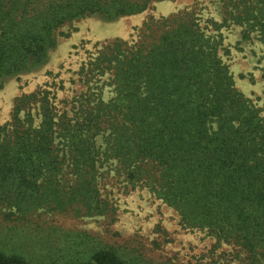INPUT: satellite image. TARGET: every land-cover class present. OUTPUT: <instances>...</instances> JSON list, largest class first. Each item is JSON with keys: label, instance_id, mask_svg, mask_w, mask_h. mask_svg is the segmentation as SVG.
<instances>
[{"label": "trees", "instance_id": "obj_1", "mask_svg": "<svg viewBox=\"0 0 264 264\" xmlns=\"http://www.w3.org/2000/svg\"><path fill=\"white\" fill-rule=\"evenodd\" d=\"M150 1L0 0V88L3 79L46 65L63 24L87 13L116 20L142 12ZM230 5L225 21L243 28L244 41L264 44V0ZM220 51L216 36L192 15L179 14L150 24L131 45L102 46L81 67L86 84L109 76V100L87 92L59 113L47 89L16 99L11 121L0 126V208L16 221L42 209L113 215L98 179L113 161L131 190L147 189L184 227L258 253L264 247V119L236 89ZM87 242L70 253L61 242H45L42 259L0 245V264H132L110 246L84 251ZM60 251L71 259L43 260Z\"/></svg>", "mask_w": 264, "mask_h": 264}, {"label": "rangeland", "instance_id": "obj_2", "mask_svg": "<svg viewBox=\"0 0 264 264\" xmlns=\"http://www.w3.org/2000/svg\"><path fill=\"white\" fill-rule=\"evenodd\" d=\"M230 3L231 0H152L142 12L116 20L87 13L63 24L57 29L56 48L50 52L46 65L3 79L0 126L11 121L16 99L37 90L52 92L59 113L70 111L72 102L87 92L100 93L103 101L109 100L114 95L108 86L109 76L86 84L81 67L93 60L102 46L114 40L131 45L150 24L184 13L192 15L207 35L217 37L220 56L236 89L260 110L264 119V44L256 38L244 41L243 28L225 21L231 11ZM30 112L37 125L40 119L36 108L32 106ZM99 174L101 197L114 208L113 215L76 216L70 211L42 209L27 221H16L0 208V245L31 259L45 256V242H61L60 249L70 253L69 249H82L76 246L80 240H88L84 251L101 244L110 246L132 264H264V247L256 254H248L232 244H216L206 230L184 227L178 213L147 189L131 190L123 176L118 175L113 161L104 164ZM61 252L43 260L50 262L47 259L59 256L63 261L71 259Z\"/></svg>", "mask_w": 264, "mask_h": 264}]
</instances>
